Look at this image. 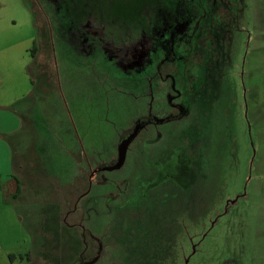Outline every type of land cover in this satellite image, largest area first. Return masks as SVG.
Returning <instances> with one entry per match:
<instances>
[{"label": "rangeland", "instance_id": "1", "mask_svg": "<svg viewBox=\"0 0 264 264\" xmlns=\"http://www.w3.org/2000/svg\"><path fill=\"white\" fill-rule=\"evenodd\" d=\"M30 25L43 111L26 124L46 131L15 149L34 235L3 231L16 264H71L34 226L75 201L82 264H264V0H0L14 60Z\"/></svg>", "mask_w": 264, "mask_h": 264}, {"label": "crops", "instance_id": "2", "mask_svg": "<svg viewBox=\"0 0 264 264\" xmlns=\"http://www.w3.org/2000/svg\"><path fill=\"white\" fill-rule=\"evenodd\" d=\"M19 4L25 13H29L22 1ZM25 40L28 43L22 46L23 49L18 54L17 60L11 58V53L16 50V47L12 46L11 43L0 46V52L2 48L6 49L3 51L0 59V264H16L17 255L22 257L21 248L18 250V248L12 247L6 251L3 249V231H6V235L17 237L18 243L32 242L33 245L34 235L32 234L30 224L25 220L27 219L26 217L31 219L33 205L29 203V199H27V195L22 187L17 192L18 183L15 179L17 152L15 149L17 142L20 141L19 143L21 144L32 129L34 133H37L35 136L40 139L46 131L43 126L30 125L31 127H29V124H26V120L33 115L34 111L43 110L41 109V105H38L39 99L36 97V87L30 72L31 63L33 62L30 48L34 41V32L31 25L30 27L27 26L23 42ZM137 120L128 123L122 130L121 136L124 131L134 127L132 125ZM46 139H49V137L46 136ZM22 145L24 147V143ZM69 145L71 148L74 147V143ZM67 154L72 164L69 179L70 181H76V150H70ZM45 162L48 166L51 165L50 170H53V167L55 168L59 163V157L47 158ZM23 164H26V159L24 158ZM7 187L9 188L10 195H8L10 199L6 197ZM41 213H44L46 222H50V224L46 227L42 224L41 228L36 225L34 226V231L39 236L37 243L43 245L49 241L50 243L57 244L58 248H60L61 260H69L71 264H75L77 262V201L74 202L73 206L68 207L60 202L48 204L43 206V209L40 211V216L42 217ZM42 229L48 233L51 231V234L44 236ZM50 238H53V240H50ZM27 260L29 261L30 257Z\"/></svg>", "mask_w": 264, "mask_h": 264}, {"label": "water", "instance_id": "3", "mask_svg": "<svg viewBox=\"0 0 264 264\" xmlns=\"http://www.w3.org/2000/svg\"><path fill=\"white\" fill-rule=\"evenodd\" d=\"M140 127H141V125H137L136 128H135V131H133L132 133H130V135L121 142V144H120L119 159H118V161L113 166L110 167L111 169H114V168H117V167L121 166V164L124 161L125 155H126L127 147L129 145V143L131 142V140L133 139V137L135 136V133L137 132V130Z\"/></svg>", "mask_w": 264, "mask_h": 264}, {"label": "trees", "instance_id": "4", "mask_svg": "<svg viewBox=\"0 0 264 264\" xmlns=\"http://www.w3.org/2000/svg\"><path fill=\"white\" fill-rule=\"evenodd\" d=\"M32 53L34 54L35 53V47H32ZM146 120V121H148V119L145 117V118H143V120ZM133 128L134 127H132V128H129V129H127L126 131H124L123 132V134H122V136H123V138L125 139L132 131H133ZM15 179H16V181H17V183H18V187H17V192L20 190V185H19V181H18V179L16 178V176H15ZM28 257H30L29 256V254H28ZM75 264H82V260L81 259H78V261L75 263Z\"/></svg>", "mask_w": 264, "mask_h": 264}, {"label": "flooded vegetation", "instance_id": "5", "mask_svg": "<svg viewBox=\"0 0 264 264\" xmlns=\"http://www.w3.org/2000/svg\"><path fill=\"white\" fill-rule=\"evenodd\" d=\"M189 5H190V14L191 15H193V17L195 16L196 17V15H198V5L197 4H191V3H189ZM143 118V117H142ZM142 121V120H141ZM133 132V131H132ZM131 132V133H132Z\"/></svg>", "mask_w": 264, "mask_h": 264}]
</instances>
